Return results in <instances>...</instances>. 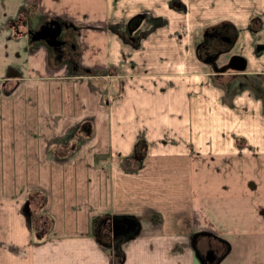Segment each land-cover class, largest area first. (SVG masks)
<instances>
[{
    "label": "crops",
    "instance_id": "0c3cea01",
    "mask_svg": "<svg viewBox=\"0 0 264 264\" xmlns=\"http://www.w3.org/2000/svg\"><path fill=\"white\" fill-rule=\"evenodd\" d=\"M49 18L103 70L52 64ZM0 179V264H264V0H0ZM196 228L245 246L196 259Z\"/></svg>",
    "mask_w": 264,
    "mask_h": 264
},
{
    "label": "rangeland",
    "instance_id": "374dc122",
    "mask_svg": "<svg viewBox=\"0 0 264 264\" xmlns=\"http://www.w3.org/2000/svg\"><path fill=\"white\" fill-rule=\"evenodd\" d=\"M261 18V17H260ZM260 18H257L256 16L253 19H257L255 22H258L260 20ZM254 21V20H252ZM34 23V22H33ZM262 20L259 21V24L261 25ZM121 24V21H115V23L113 24L116 27H119ZM33 25H38L36 22ZM78 24H75L74 22L70 21L69 19H65V18H61V19H52L49 18L48 20H46V31L45 33H42L40 35H38V33L31 34V38H35L38 37V40L35 41L34 45L38 46V44H44V46H46L47 52L48 54H50V56L54 59L50 58L51 63L56 64V61L59 65H61V67L63 69L66 70L67 73H72V74H87L89 72L92 71H102V67L99 68H95V67H88L86 66L84 63L86 62V59L84 57V52L81 51L82 47L84 48V44H83V39H82V34L80 33V30L78 28ZM58 27L59 29L54 30V28ZM56 40L58 42V45L54 44V41L52 40ZM218 39V36L216 35V33L213 34H208V43L211 45L213 43H216ZM34 47V46H33ZM204 49V48H202ZM59 55L61 57H59ZM56 60V61H55ZM54 61V62H53ZM57 65V64H56ZM6 105V102L4 101L3 106ZM64 151L65 153L68 152L71 148H66L64 147ZM140 164V163H139ZM113 163H98V164H93V163H79V164H65L64 167H62L63 170L65 171H76L78 170L79 172V176L82 174H85V177L87 175V172L90 171H99L101 172V174L103 172L106 173V171L113 169ZM257 165V164H256ZM115 167L117 168L118 165L115 164ZM123 168V167H122ZM85 172V173H84ZM263 176V175H262ZM259 177H261V175L259 174V176H256V181H258L259 183H261V186L263 185L262 182L263 180L260 179ZM258 178V180H257ZM262 178V177H261ZM17 181V180H15ZM34 181H38L37 179H35ZM79 185L76 186L73 183V186L75 187V190H78V194H76L75 196H73L74 201L69 203L72 204V206H75L76 204L78 205V208L81 209L79 211L80 213V217L78 219V225L84 221H88V219L94 217V216H99V220H103L106 215H103L104 213L102 211H97V210H90L88 208L93 207L90 206L92 204V202L94 201L96 204L98 203H102V194H97V198H94L93 200H88L89 196L87 193L86 196V184H87V179L85 178L84 180H78ZM102 180H89V184L93 185L94 184V190L93 192H95L96 196V191H97V187L101 185ZM7 184V179H0V187H5ZM34 185H38L37 183H35ZM80 187V188H79ZM88 188V187H87ZM80 190L81 194H80ZM39 190H36V192ZM1 197V196H0ZM45 197V196H44ZM87 199H84L83 198ZM259 201H263L262 197L263 195L259 196ZM243 198H241L242 200ZM88 204V205H87ZM262 212L261 214V218H264V209L261 210ZM84 214L85 217L82 216V214ZM63 214L71 215V211L68 210L67 212H63ZM75 214V212L73 211V215ZM109 214V213H108ZM59 215V214H57ZM110 217L112 216V212H110ZM129 216V217H128ZM108 217V216H107ZM124 218H126L128 224L127 226H121L118 223V218H114V222L111 224L110 228L113 229L112 234H116L119 232V229H125V230H132L135 231L136 230V226L134 225V221L135 218L132 215H126L123 216ZM69 218H72L74 220L75 216H69ZM102 223V228L106 226L108 227V224H104ZM102 228L100 227L97 234L98 236H100L99 238L101 240L102 237V233L104 231H102ZM109 227L107 228V231H105L104 233L107 235L109 229ZM198 229V230H197ZM196 231L198 232L197 234V242L194 243V248L196 249L195 251V255H197L198 257L201 255L203 257L204 253L208 252V251H214L215 253H222L228 249H230V243L233 245V249H243V247L245 246V243L243 242H239V243H233V242H222L219 239H216L218 237H216L215 235L208 233V232H200L201 229L196 228ZM200 260V259H199Z\"/></svg>",
    "mask_w": 264,
    "mask_h": 264
},
{
    "label": "trees",
    "instance_id": "16d2710c",
    "mask_svg": "<svg viewBox=\"0 0 264 264\" xmlns=\"http://www.w3.org/2000/svg\"><path fill=\"white\" fill-rule=\"evenodd\" d=\"M117 219V218H116ZM108 220L110 221V220H113L114 221V218H112V217H108ZM195 256V258L197 259V255H194Z\"/></svg>",
    "mask_w": 264,
    "mask_h": 264
},
{
    "label": "flooded vegetation",
    "instance_id": "af4514ba",
    "mask_svg": "<svg viewBox=\"0 0 264 264\" xmlns=\"http://www.w3.org/2000/svg\"><path fill=\"white\" fill-rule=\"evenodd\" d=\"M52 41H54V43H55L56 40L53 39Z\"/></svg>",
    "mask_w": 264,
    "mask_h": 264
},
{
    "label": "water",
    "instance_id": "95a60500",
    "mask_svg": "<svg viewBox=\"0 0 264 264\" xmlns=\"http://www.w3.org/2000/svg\"><path fill=\"white\" fill-rule=\"evenodd\" d=\"M55 43H57V41H55Z\"/></svg>",
    "mask_w": 264,
    "mask_h": 264
}]
</instances>
